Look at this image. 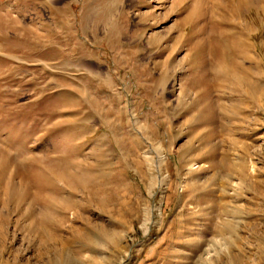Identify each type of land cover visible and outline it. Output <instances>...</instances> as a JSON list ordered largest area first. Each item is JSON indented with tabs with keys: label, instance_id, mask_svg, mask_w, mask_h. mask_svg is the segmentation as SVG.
<instances>
[{
	"label": "rangeland",
	"instance_id": "374dc122",
	"mask_svg": "<svg viewBox=\"0 0 264 264\" xmlns=\"http://www.w3.org/2000/svg\"><path fill=\"white\" fill-rule=\"evenodd\" d=\"M235 1L0 0V264H264Z\"/></svg>",
	"mask_w": 264,
	"mask_h": 264
},
{
	"label": "bare ground",
	"instance_id": "6f19581e",
	"mask_svg": "<svg viewBox=\"0 0 264 264\" xmlns=\"http://www.w3.org/2000/svg\"><path fill=\"white\" fill-rule=\"evenodd\" d=\"M253 8H255L257 12L259 11L264 13V6L260 0H236L233 3L231 16H236L238 12H241L244 16H242L243 19L241 20V22L244 21V23L241 24L242 26L240 28L244 39L242 42L239 40H237V42L232 41L229 45H227L225 42L227 49L225 52L226 54L224 55H226L225 57H227L230 66L226 71L224 70V72L229 74L235 82L240 84L241 87L238 84V88H241V91L243 92L242 98L249 100L252 103L253 108L257 109L258 106H261L262 101H264V84L260 85V78H264V40L261 41V44H257V42L255 43L256 34L250 28V25H247L248 19L246 14L252 11ZM235 19L237 20V17ZM234 30L235 29H233V31ZM240 52H242V55L238 57V53ZM239 61H241L243 64H240ZM214 68L216 69V67ZM218 73L219 72L216 74ZM217 77L215 79H217ZM234 222L235 221L229 220L219 228L217 233V235H219V239L215 240V243L217 242V244H213V251L215 252L216 257L220 255L218 250L220 246L228 245V239L225 237L224 232L234 230L237 226V224ZM57 252H59L57 254L59 259L56 261L53 259L49 260L48 264H74V262L71 261V258L67 254H64V251L57 250ZM201 264H213V259H210L205 263L202 262Z\"/></svg>",
	"mask_w": 264,
	"mask_h": 264
}]
</instances>
